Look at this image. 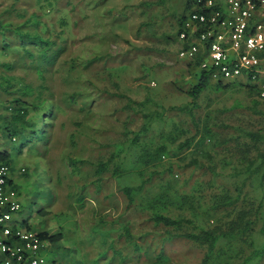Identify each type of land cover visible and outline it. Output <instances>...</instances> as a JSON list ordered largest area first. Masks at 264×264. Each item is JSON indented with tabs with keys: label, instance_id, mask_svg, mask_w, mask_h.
I'll use <instances>...</instances> for the list:
<instances>
[{
	"label": "rangeland",
	"instance_id": "rangeland-1",
	"mask_svg": "<svg viewBox=\"0 0 264 264\" xmlns=\"http://www.w3.org/2000/svg\"><path fill=\"white\" fill-rule=\"evenodd\" d=\"M41 1L46 2L0 0V18L3 16L7 23H20L23 15L38 13L53 34L66 38L61 56L64 62L58 64L57 75H49L50 88L52 85L54 97L64 110L48 128L50 140L46 146L40 150L30 145L20 148L4 136V121L0 118V150L10 149L19 171L27 169V174L15 170L29 191L21 198L23 214L17 218H27L35 226L44 223L51 233H63L59 264H158L160 255L169 264H202L204 247L185 237L171 238L167 234L170 227L156 225L149 212L136 204L128 205L122 188L143 183L140 198L145 200L164 192L168 184L177 193H194V208L170 204L165 213L187 217L188 231L225 226L234 216L219 214L214 221H195L194 210L200 208L198 212L202 214L213 194L217 202L226 201L222 200L226 188L237 193L235 185L244 176L237 174L234 165L244 153L239 149L243 144L232 140L244 137L246 131L264 130V103L251 109V98L242 88L226 92L208 89L199 113H204L206 101L210 100L213 116L208 125L215 120L223 139L214 144L208 141L198 150H181L180 143L194 133L181 132L189 123L181 126L186 115L176 110L189 100L179 87L187 88L193 81L186 62L178 58L180 41L175 34L176 14L183 11L186 0H170L165 11L156 5L146 7L145 3L153 0H49L46 11ZM72 59H76L77 67L67 71ZM73 92L78 93V102H64ZM8 113L0 103V114ZM224 138L232 140L225 144ZM163 142L169 144L170 154L153 164L152 152ZM37 157L43 158L47 172L43 170L35 178ZM108 159L112 160L110 170L103 176L100 190L95 184L94 165ZM193 159H198L197 165L191 164ZM253 180L243 186L239 206L246 196L255 202L260 198L258 179ZM82 195H86L83 200ZM47 207L51 214L39 218L37 211ZM127 223H131L134 241L143 249L136 250L126 238ZM98 224L103 228L99 229ZM109 228L113 231L105 238ZM253 238L255 243L263 240L258 231ZM250 244L251 239L223 236L219 248L223 246L228 258L240 264L252 256L254 248ZM105 249L107 256L101 258L99 254ZM50 256L52 253L47 258ZM225 261L223 257L222 264ZM260 261L254 264H264V259Z\"/></svg>",
	"mask_w": 264,
	"mask_h": 264
},
{
	"label": "trees",
	"instance_id": "trees-1",
	"mask_svg": "<svg viewBox=\"0 0 264 264\" xmlns=\"http://www.w3.org/2000/svg\"><path fill=\"white\" fill-rule=\"evenodd\" d=\"M49 0H46L48 3ZM195 0H186L183 11L176 14V37L179 38L180 32L183 31L184 22L188 15L194 11ZM45 1H41L42 9L47 10V4ZM167 2L170 0H153L145 3L146 7H152L156 5L161 7L163 11L166 10ZM196 2V1H195ZM153 17L155 16L152 14ZM24 20L20 23H7L3 20V16L0 18V103H3L4 109L9 111L6 115H1L0 118L4 121L3 129L4 136L11 142H15L20 148L30 145L32 148L41 149L42 146H46L49 138V127L51 126L54 118L56 119L59 112L64 110L60 101L54 97V91L51 85H49V75L51 77L57 75L59 70L58 64H63L64 60L61 58L65 53L66 46L64 45L65 36L63 34L52 32L50 26L41 20L38 13H32L30 16L23 15ZM9 31V33H8ZM170 38V36H168ZM179 53V50H178ZM179 58V57H178ZM181 59V58H179ZM184 60V59H181ZM66 61V60H65ZM188 67V72L192 75L193 81L190 85L185 87H179L180 91L186 94L189 98L187 103L180 107H176V110L181 111L186 115L185 119H181V126H184V122H188L187 129H183L181 132L194 130V133L190 135L185 142L180 143L179 149L184 150L191 149L198 150L199 145H204L208 141L210 143H216L219 139H223L220 133V125H208L213 116L212 103L210 100L206 101L204 106V113H199V109L202 108L201 100L205 92L214 88L216 90L226 92L229 88H242L244 92H247V98H251V109L257 106L259 103H264V99L259 98L258 90L250 85L238 81H229L222 78H216L213 75L212 70L203 69L201 62L203 57L198 54L192 60H184ZM71 63L67 65V71L75 70L77 64L76 59H72ZM36 73V76L33 75ZM32 76L33 79H29ZM67 81L69 80L67 76ZM78 93L73 92L69 94L64 100L69 102H78ZM88 102V101H86ZM91 101H89L90 103ZM256 108V107H255ZM190 122L192 124H190ZM193 127V129L191 128ZM145 129V128H143ZM170 129L169 134H171ZM244 137H233L232 139H226L223 141L228 144L231 140L235 142H241L243 144L241 149L242 160H239L238 164H235L237 174L244 176L243 181L235 185L237 193L229 188H226V193L222 197V200L226 201L217 202L216 195H212L211 203H207L209 206H205L202 214L197 210H194L195 221L199 219L217 218L219 214L223 216H234V219L229 221L225 226L219 228H196L195 231L185 230V221L189 219L184 215L173 216L172 212L165 213V209L171 204L173 206H180L194 208V202L196 195L194 193H177L178 190H172L168 184L164 189V192L158 194L154 198L148 199L140 198V195L144 189V184L137 186H125L122 188L125 196L128 200V205L136 204L143 210L150 213V220L156 225H164L170 227L167 230V234L173 237H185L206 249L205 258L202 264H222L223 257H226L225 264H235V260L232 257L228 258L227 250L219 243L221 237H231L236 240H249L251 239V246L254 248L252 256H249L240 264H254L255 260L261 263V259H264V130L258 131H246ZM157 148V149H156ZM170 146L167 142H163L154 148L152 152V162H160L165 159L170 153ZM255 154H250L252 151ZM250 154V155H249ZM147 155L150 156L151 152L147 151ZM239 158V157H238ZM237 158V159H238ZM13 157L8 149L0 150V164H7L12 169ZM43 158L37 157L34 160L35 173L34 177H40V173L47 172V164L42 163ZM111 159L106 161H99L94 165L95 184L99 186L101 190L103 179L110 170ZM198 159H193L191 164H198ZM241 165V167H239ZM240 170L238 171V169ZM171 171V169L169 168ZM113 171V170H112ZM118 168L114 169L112 175L117 174ZM26 172V173H25ZM25 174L27 169L25 168ZM50 177V175L48 174ZM258 179L259 188L262 191L260 198L255 202L253 199H249L248 196L244 198L238 205L239 196H242L243 186L248 182H254ZM168 189L169 192L166 190ZM99 191V190H98ZM237 194V198L233 199L232 195ZM82 195L80 199H84ZM257 203V204H256ZM200 205L202 203L200 202ZM187 206V207H186ZM231 209L230 210V208ZM177 207V208H180ZM181 209V208H180ZM230 210V211H229ZM23 214V209L21 211ZM51 214L49 208H42L37 211V216L40 218H46ZM105 223L107 221H104ZM220 222V219H217ZM25 224L31 228L38 230L42 235L47 236L52 246V257L49 258V264H59L60 248H63L62 232L51 233L45 228L44 223L40 226L32 225L29 220ZM99 229L103 228V224L97 225ZM125 226L126 238L130 240L133 247L136 250L143 249V245L137 244L130 231L131 223H127ZM111 228L105 230V238H109L113 230ZM258 231L263 240L255 243V232ZM108 235V236H107ZM246 237V238H245ZM232 248V244L228 243ZM55 250L57 255L53 252ZM108 249L100 252L99 256L102 258L107 256ZM162 255L158 259V264H169ZM108 261L107 264H110ZM79 264V263H77ZM82 264V263H81Z\"/></svg>",
	"mask_w": 264,
	"mask_h": 264
},
{
	"label": "built area",
	"instance_id": "built-area-1",
	"mask_svg": "<svg viewBox=\"0 0 264 264\" xmlns=\"http://www.w3.org/2000/svg\"><path fill=\"white\" fill-rule=\"evenodd\" d=\"M195 1L179 35V58L201 54V67L214 77L253 86L264 99V0ZM11 172L0 164V264H49L50 239L17 218L23 207Z\"/></svg>",
	"mask_w": 264,
	"mask_h": 264
},
{
	"label": "crops",
	"instance_id": "crops-1",
	"mask_svg": "<svg viewBox=\"0 0 264 264\" xmlns=\"http://www.w3.org/2000/svg\"><path fill=\"white\" fill-rule=\"evenodd\" d=\"M5 149V148H4ZM3 149V150H4ZM8 151L11 153V151H10V149H8ZM13 157V156H12ZM13 160V159H12ZM12 166H13V168L14 169H12V172H11V174H10V182H11V184H12V186L13 187H15L16 189H18V191L20 192V194H21V198L22 197H25V196H27V195H25V193H29V191H28V186L27 185H25V184H21L20 183V178L21 177H17V175H16V171L15 170H17V171H19V169L17 168V166H15V164L14 163H12ZM24 168V167H23ZM19 172H21V169H20V171ZM18 172V173H19ZM24 172V171H23ZM23 178V177H22ZM27 178H30V177H26V179ZM33 178V177H32ZM27 191V192H26ZM41 218V217H40Z\"/></svg>",
	"mask_w": 264,
	"mask_h": 264
}]
</instances>
